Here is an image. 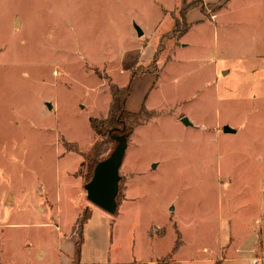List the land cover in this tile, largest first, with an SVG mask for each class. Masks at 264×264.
Masks as SVG:
<instances>
[{
  "label": "rangeland",
  "instance_id": "rangeland-1",
  "mask_svg": "<svg viewBox=\"0 0 264 264\" xmlns=\"http://www.w3.org/2000/svg\"><path fill=\"white\" fill-rule=\"evenodd\" d=\"M195 1L203 2L187 0ZM180 5L0 0V264L58 263L59 238L75 233V214L89 205L92 216L85 185L103 138L89 122L108 117L110 85L126 87L139 67L157 74L158 100L168 97L143 105L150 117L128 143L117 210L92 217L82 251L105 262L130 182L139 184L134 229L150 227L163 243L177 235L180 245L184 228L182 264H210L231 236H246V252L259 235L264 241V0L206 8V23L185 42L170 33ZM177 57L190 62L170 64ZM208 65L218 70L213 83L201 75ZM197 73L202 86L173 98L168 88ZM102 144L104 154L116 147Z\"/></svg>",
  "mask_w": 264,
  "mask_h": 264
},
{
  "label": "crops",
  "instance_id": "crops-1",
  "mask_svg": "<svg viewBox=\"0 0 264 264\" xmlns=\"http://www.w3.org/2000/svg\"><path fill=\"white\" fill-rule=\"evenodd\" d=\"M218 1L220 0H203L205 4H215ZM186 19H187L188 25L190 26V29L188 33H186L183 36L182 42H185V37L193 30V27L206 23V17L203 15L201 10L198 8H194L190 10L186 16ZM217 19H218V15L215 14V19H214L215 22H217ZM173 25H174V22H173ZM135 28H136V25H135ZM191 46L192 45L190 43H187L184 45L183 48L191 47ZM144 49L145 48L141 44L135 56H138L140 53H142ZM180 49H176V51ZM173 62L181 64V63H188L190 61L189 59H181L180 57H177L176 59L171 60L170 64ZM167 66H166V69H167ZM204 68L205 70L202 71L203 73H201V75L205 77V79L208 82L213 83L214 81H217V77H218L217 67L215 66L213 68V67H209L208 65L207 67H204ZM223 73L226 75V74H229V71L223 70ZM201 75L199 73L193 74L187 78H183V81L180 80L177 82V84H173V86L171 85L168 89L171 91V93H174L175 96L173 98L178 99L179 96L181 98H184L183 95L185 93L190 94V93L196 92L197 89L202 86V83H200L201 80L198 79L201 77ZM155 76H157V74H154V75L146 74L141 77H136L133 79L132 87H131V96L128 99L127 104H126V109L128 111L132 113H138L142 109L143 105H146L148 108H152L155 105H157L158 102L165 101V99L168 96H166L163 99L158 100V95H159L158 92L160 90L159 86L153 92V89H152L153 82H151V80L153 81ZM161 87L163 89H166V87L165 88L163 86ZM197 104H199V102H197ZM154 168L156 167L153 166V169ZM138 186H139L138 183L136 184H133L131 182L128 183V187L125 193L124 200L122 204L119 206V212L117 215H113L114 217L112 218L113 222H115L116 224V229L115 231H112L111 233V238H110L111 245L107 253L104 255L105 262L103 263L98 262L99 264H157L158 260L164 259L170 254H172V251L177 242V235H175L176 237L171 239L170 241H166L163 243L162 241L165 236L163 237L158 234H155L152 236L149 233L150 227H148L147 229L141 232H138L137 230L134 229L133 223L136 220L132 212L137 207V201L139 200V197L137 194ZM82 196L83 195H81V197ZM86 203L84 201V204ZM92 206H93L91 207L92 216L90 220L96 214H99V215L108 214L102 209L94 206L93 204ZM83 208L88 209L90 207L89 205H85V207L83 206L81 207V210H83ZM161 211L165 215L166 208L163 207L162 210L159 209V212ZM80 212H77V214H75L73 225L78 219ZM89 221L85 225V228H87ZM119 225L120 227L124 225L127 228L124 231L119 230ZM179 230L182 235L181 240H182L183 246L181 245L178 248V250L172 255L171 264H182V261H183L180 258V255L181 253H183L185 249L186 238L184 236L185 235L184 228L183 230L179 228ZM70 234H71L70 237L67 235H63L59 238V241H58L59 246H58V252H57L58 263L54 262V264H75L74 257L76 254V244L79 240V237L73 231H71ZM83 243H85L84 246L86 245V248L87 246H90L89 240L87 241L85 240V242ZM113 243H115V245ZM246 243L247 242H246L245 235L231 236L228 239V242L226 244L223 243L225 245H222L218 249L217 254H214L211 257L210 264H215L216 262H219L221 264H242L243 261L244 263L249 262V264H254V261H260V264H264V241L262 237L260 235L258 236V238L256 239V243L252 244V247H250L251 249L249 252L248 251L246 252V250L244 251ZM96 244H99L100 248L103 247V243L101 244L100 242H97ZM112 245H113V248L111 247ZM162 245L165 246V248L163 249V252H160L157 254L154 253V249L157 250L161 248ZM240 253L242 254L244 258L240 259V255H239ZM96 261H98L96 260V258L87 257L86 251L81 250V259H80L81 264H96Z\"/></svg>",
  "mask_w": 264,
  "mask_h": 264
},
{
  "label": "trees",
  "instance_id": "trees-1",
  "mask_svg": "<svg viewBox=\"0 0 264 264\" xmlns=\"http://www.w3.org/2000/svg\"><path fill=\"white\" fill-rule=\"evenodd\" d=\"M231 0H220L215 4H208L209 6H205L202 1H195L188 3L187 0H181V5L180 8L178 9L179 11V16L174 15V26L171 30L170 33L175 34L178 39L182 38L190 29V26L187 23L186 16L188 12L194 8H200V10L205 14L206 13V8H212L213 11H219L222 8H224ZM165 38V37H164ZM162 44V43H161ZM160 44V46H161ZM141 70L140 73L139 71L133 70L131 73V80L129 84L126 87H118L114 85H110L111 87V95H112V100L110 103V109L108 113V117L104 120H99V119H90V126L93 132L102 139V143L108 141H113L116 143V147L118 145V142L116 141V137L119 136H125L127 139V142H130L131 136L134 134L135 129L138 128L139 126L143 125L147 118L150 117L149 113L145 110V108H142L138 113H132L129 112L126 109V104L128 99L131 96V85L132 81L134 78L140 76L141 74H148L152 73L149 70V67L143 68L139 67ZM111 84V83H110ZM100 143L97 145L96 148V154L98 155V158H94L90 160L89 164V171H88V179L89 181L93 177L94 169L96 165L103 161L106 160L111 156V154L114 152L116 147L113 149L108 154H104L103 151V144ZM88 181V182H89ZM117 202H118V197H117ZM91 218V212L89 209H86L83 214L80 215L77 221V226L75 229V233L78 235L79 240L76 244V254L74 257V263L75 264H81L80 259H81V250H82V245L84 242V228L85 225L88 223V221ZM178 240L175 244V247L172 251V254L167 256L164 259H161V261H158L157 264H169V261L172 258V255L178 250V248L182 244H178ZM215 264H221L219 262H216Z\"/></svg>",
  "mask_w": 264,
  "mask_h": 264
},
{
  "label": "water",
  "instance_id": "water-1",
  "mask_svg": "<svg viewBox=\"0 0 264 264\" xmlns=\"http://www.w3.org/2000/svg\"><path fill=\"white\" fill-rule=\"evenodd\" d=\"M136 30L139 37L143 36L141 28L136 26ZM182 122L186 126H190L187 118H184ZM224 132L232 133L233 130L227 126L224 128ZM115 139L118 142L116 149L109 158L96 165L92 179L85 185L88 201L108 214H114L118 207L120 170L128 147L125 136Z\"/></svg>",
  "mask_w": 264,
  "mask_h": 264
},
{
  "label": "built area",
  "instance_id": "built-area-1",
  "mask_svg": "<svg viewBox=\"0 0 264 264\" xmlns=\"http://www.w3.org/2000/svg\"><path fill=\"white\" fill-rule=\"evenodd\" d=\"M254 264H260V261H254Z\"/></svg>",
  "mask_w": 264,
  "mask_h": 264
}]
</instances>
